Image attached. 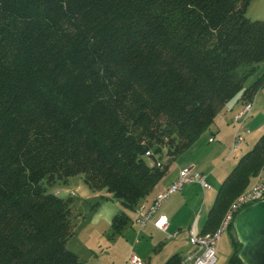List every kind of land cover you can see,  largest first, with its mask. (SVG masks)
<instances>
[{
  "label": "trees",
  "instance_id": "1",
  "mask_svg": "<svg viewBox=\"0 0 264 264\" xmlns=\"http://www.w3.org/2000/svg\"><path fill=\"white\" fill-rule=\"evenodd\" d=\"M250 2L0 0V264H84L66 247L71 198L48 186L80 175L135 211L225 103L253 99L264 72L244 85L264 62V22L246 16ZM262 134L221 181L200 234L264 168ZM112 219L115 234L132 218ZM228 228V264H244Z\"/></svg>",
  "mask_w": 264,
  "mask_h": 264
},
{
  "label": "rangeland",
  "instance_id": "2",
  "mask_svg": "<svg viewBox=\"0 0 264 264\" xmlns=\"http://www.w3.org/2000/svg\"><path fill=\"white\" fill-rule=\"evenodd\" d=\"M250 3L246 16L249 19L262 20L264 22V0H251ZM263 72L264 62H261L256 66V71L247 78L244 87L253 85L254 81ZM253 95L254 97L251 101L255 103L254 108L252 106L254 110L243 120V127L244 129H248V133L243 131V135L245 136L244 141L235 152L229 153L231 145L226 147L222 145L224 138H233L232 135L238 125L231 121L232 113L234 112L227 108L222 109L215 116L214 122L221 124V130L217 131V123H214L215 125L212 124L199 135V138L194 142L189 151L188 155L192 156L203 169L204 167L208 168V170L210 169L206 182L212 186L214 191L209 193L206 200L203 194H200L201 202H207L205 205L206 215L214 203L213 200L216 192H218L221 181L230 174V171L237 164L239 157L251 150L259 137L263 135L264 83L255 89ZM238 98H240V94L237 93L232 100L237 102ZM241 108L242 105L237 112ZM213 135L217 139L211 143L208 139L213 137ZM163 163H167L166 157H164ZM175 167V161H169V167L164 177L165 180L172 178V172ZM48 191L56 193L65 199L71 198V208L74 209L73 213L75 214L73 219L75 223V236L69 238L66 242V247L77 254L84 261V264H126L129 256L132 254H136L143 261V264H161L169 255L167 248L172 244L169 238L171 234L170 230L165 233V231L154 229L155 233L153 237L155 239L151 242L149 233H140L139 228H132L134 221V212L132 210H126L119 199H109L111 193L106 189H102L100 192L89 189L80 175L69 177L67 182H56L48 186ZM178 193L176 192V194ZM93 205H97L96 208H93ZM121 211L126 212L132 219L128 221L127 226L124 227L121 233L114 234L111 226V222H113L112 218L116 213H120ZM158 241L162 242V246L156 247ZM219 241V244L216 245L217 258L214 264H228L229 257L233 255L232 233L226 231ZM187 244L184 246L187 247Z\"/></svg>",
  "mask_w": 264,
  "mask_h": 264
},
{
  "label": "built area",
  "instance_id": "3",
  "mask_svg": "<svg viewBox=\"0 0 264 264\" xmlns=\"http://www.w3.org/2000/svg\"><path fill=\"white\" fill-rule=\"evenodd\" d=\"M252 106L251 100L244 101L241 110L236 112L232 118V121L238 125L234 132L231 152L235 151L244 141L245 136L243 135V131L248 133V129H244L243 127V120L250 114V112H252ZM212 140L213 138L210 139V141ZM148 155H150L149 152ZM193 182L198 183L204 190L211 188L206 182V176H202L201 173L193 171L192 167L191 169L184 168L180 171L178 180H175L167 186L164 192L157 194L152 206L146 207L145 205H140L136 209V223L138 226L142 228L152 221L153 215L170 194L178 193L183 185L188 183L191 184ZM262 200H264V168L259 171L253 184L233 200L232 205L228 207L224 214V218L221 219L219 226L217 227L218 229L207 234H199L196 233L193 228H188V241L191 244L192 251L184 254L179 264H214L217 258L216 245L219 244L220 237L228 231L229 225H231L234 217L237 215L236 213L240 209H244L245 206L258 203ZM154 225L160 230L167 232V218L161 216L155 220ZM126 264H143V261L136 254H132L129 256Z\"/></svg>",
  "mask_w": 264,
  "mask_h": 264
},
{
  "label": "crops",
  "instance_id": "4",
  "mask_svg": "<svg viewBox=\"0 0 264 264\" xmlns=\"http://www.w3.org/2000/svg\"><path fill=\"white\" fill-rule=\"evenodd\" d=\"M231 100L232 99H230L227 103H225L220 108V111H222V109H224V108L230 109L232 112H234V113L231 112L233 114L232 115V118H233L235 112H237L239 107L243 104L244 99H243V96L240 95V98L237 99V102L234 100H232V101ZM252 105L254 108L255 103H253V101H252ZM216 123H215L217 125L216 129H217V131H220L221 130L220 129L221 124H219L218 122H216ZM212 133H213V131H212ZM232 136L234 138V133ZM211 138H213L212 141H210ZM233 138H231V139L230 138L229 139L224 138V140L222 142V145H224L223 147L230 146V145H231L230 147H232L231 143H233ZM216 139L217 138L213 135V137H210L208 139V141L213 143L216 141ZM192 145L190 146V148L188 150H185V152L179 154L176 159H173L175 161L176 167L174 168V171L172 172V176H171L172 178L169 180L163 179L162 181H160L153 188L152 193L149 194L144 200H142L139 205H145L146 207H148L149 204H151L153 202V199L155 198V196L157 194L161 193L162 190L164 191L165 188L167 186H169L172 182H174L175 180H178V175H179L180 171L183 170L184 168L191 169V167H192L193 171H198L199 173H201L202 176H206V179L208 178L207 174L210 171V169L208 170V168H206V167H204V169H203L195 161V159L192 156L188 155ZM231 151H232V149L230 150L229 153H232ZM233 152H235V151H233ZM213 191H214V189L212 188V186L210 189L204 190V189H202V187L198 183H195V182H193L191 184L188 183V184L183 185L181 191L178 194H176V193L172 194L166 200V202L157 210V212L153 215V220L150 221L149 223H147L142 228H140L138 226V224L136 223V210L133 211L134 212V216H133L134 221H133L132 228H134V229L139 228L140 233H143V232L149 233V235L151 237V242H153L155 239V237H153V235L155 233L154 229L160 230L159 228H157L154 225L155 220H157L161 216L167 218V221H168L167 231H169V230L171 231L169 238L171 239L170 243H172V244H170V246L167 248L168 249L167 252L169 255L167 256V258H165L162 261L161 264H163V262L165 263L174 254H178L179 256H183L184 254L188 253L189 251H192L191 244L188 241V230H189L188 228L189 227L193 228L196 231V233H199V234L203 231L202 228H203L204 222L207 218V215L205 212L206 211L205 205L207 202H205V201H204L205 203L201 202V195L200 194H203V197L206 200V198L209 196V193L213 192ZM161 231H163V230H161ZM137 232L139 233V231H137ZM165 233H167V232H165ZM156 244H157L156 247L162 246L161 241H158ZM185 244H187L186 245L187 247L184 246Z\"/></svg>",
  "mask_w": 264,
  "mask_h": 264
},
{
  "label": "water",
  "instance_id": "5",
  "mask_svg": "<svg viewBox=\"0 0 264 264\" xmlns=\"http://www.w3.org/2000/svg\"><path fill=\"white\" fill-rule=\"evenodd\" d=\"M233 228L244 264H264V200L245 206L236 213Z\"/></svg>",
  "mask_w": 264,
  "mask_h": 264
}]
</instances>
